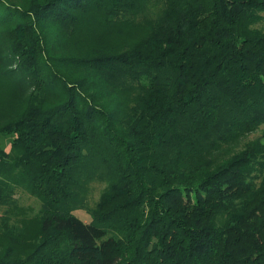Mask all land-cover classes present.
Masks as SVG:
<instances>
[{"label": "trees", "instance_id": "obj_1", "mask_svg": "<svg viewBox=\"0 0 264 264\" xmlns=\"http://www.w3.org/2000/svg\"><path fill=\"white\" fill-rule=\"evenodd\" d=\"M263 125L264 0H0V264H264Z\"/></svg>", "mask_w": 264, "mask_h": 264}, {"label": "rangeland", "instance_id": "obj_2", "mask_svg": "<svg viewBox=\"0 0 264 264\" xmlns=\"http://www.w3.org/2000/svg\"><path fill=\"white\" fill-rule=\"evenodd\" d=\"M264 131V125L260 127V129L256 132H254L253 134L249 135L248 139H254L256 137H259L261 135V133ZM10 137L9 136H2L0 135V149H7L9 142H10ZM98 189L96 188L93 192L94 196L97 195ZM19 202L23 205V206H36L35 205V200L31 197L28 196L25 193H21L19 194ZM75 214H77L78 216H83L84 215L82 213H80V211H76Z\"/></svg>", "mask_w": 264, "mask_h": 264}]
</instances>
